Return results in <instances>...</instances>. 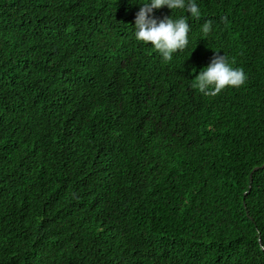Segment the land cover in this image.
<instances>
[{"label": "trees", "instance_id": "1", "mask_svg": "<svg viewBox=\"0 0 264 264\" xmlns=\"http://www.w3.org/2000/svg\"><path fill=\"white\" fill-rule=\"evenodd\" d=\"M147 2L0 0V264H264V0L154 10L170 62ZM217 54L247 80L205 96Z\"/></svg>", "mask_w": 264, "mask_h": 264}, {"label": "clouds", "instance_id": "2", "mask_svg": "<svg viewBox=\"0 0 264 264\" xmlns=\"http://www.w3.org/2000/svg\"><path fill=\"white\" fill-rule=\"evenodd\" d=\"M167 7L170 10L178 9L190 13L194 19H200L201 11L196 0H148L143 3L135 18V38L145 44H151L160 53L165 62L173 59V54L183 51L189 43L188 35L191 31L188 17L180 16L178 19L165 17L161 20L153 16L154 10ZM227 18L225 17L224 20ZM212 21L206 20L201 32L204 36L212 32ZM219 53V52H217ZM225 55H216L210 64L199 72L193 82V88L205 96L215 97L225 88H239L247 80L243 68L233 66ZM260 250L264 251V237L257 231Z\"/></svg>", "mask_w": 264, "mask_h": 264}, {"label": "water", "instance_id": "3", "mask_svg": "<svg viewBox=\"0 0 264 264\" xmlns=\"http://www.w3.org/2000/svg\"><path fill=\"white\" fill-rule=\"evenodd\" d=\"M258 170V168L255 169V171Z\"/></svg>", "mask_w": 264, "mask_h": 264}]
</instances>
